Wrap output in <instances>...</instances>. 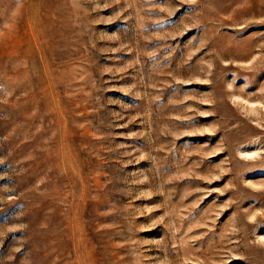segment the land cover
<instances>
[{"label":"rangeland","instance_id":"1","mask_svg":"<svg viewBox=\"0 0 264 264\" xmlns=\"http://www.w3.org/2000/svg\"><path fill=\"white\" fill-rule=\"evenodd\" d=\"M0 264H264V0H0Z\"/></svg>","mask_w":264,"mask_h":264}]
</instances>
